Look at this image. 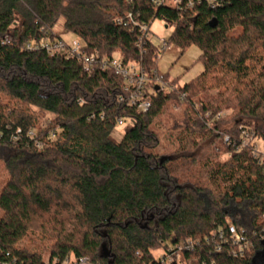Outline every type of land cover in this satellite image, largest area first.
Listing matches in <instances>:
<instances>
[{"label": "trees", "instance_id": "trees-1", "mask_svg": "<svg viewBox=\"0 0 264 264\" xmlns=\"http://www.w3.org/2000/svg\"><path fill=\"white\" fill-rule=\"evenodd\" d=\"M61 19L88 53L120 54L174 90L142 114L119 101L113 71L24 49L61 39ZM156 19L181 55L201 52L203 72L184 86L160 72L156 45L137 47L136 25ZM15 23L0 43V264H46V242L57 264H166L158 249L168 264H264V157L243 142L245 131L264 141V0H0V38ZM169 106L179 115L162 136ZM164 140L172 151H158ZM235 205L250 212L252 243L237 257Z\"/></svg>", "mask_w": 264, "mask_h": 264}, {"label": "built area", "instance_id": "built-area-1", "mask_svg": "<svg viewBox=\"0 0 264 264\" xmlns=\"http://www.w3.org/2000/svg\"><path fill=\"white\" fill-rule=\"evenodd\" d=\"M164 1V0H163ZM158 2V1H157ZM175 5H180L181 0H173ZM130 19L131 15L128 16ZM19 23L13 24L9 34H6L4 37L0 38V43L5 46H10L12 44V33L18 29ZM139 28L140 36L138 39L137 47L143 50L146 42H152L151 39V28L148 25H136ZM153 43V42H152ZM154 44V43H153ZM155 45V44H154ZM159 52H165L169 50L171 46L168 45L167 40L161 41L160 44L156 45ZM85 45L80 39L73 40L71 43L64 41L63 39L55 38L53 40H41V41H32L27 43L24 46V49L27 51H45L50 56L59 55L65 58L66 60H77L84 72L92 73L95 70L99 69L102 71H113L117 76L121 77L124 80V94L119 97L120 102H125L129 108H136V110L142 114H147L152 108V99L155 98L158 91L167 93L174 90V86L165 80L162 75L156 76L154 79L149 78L145 74L139 64L126 60L123 56H113V57H101L97 52L88 53L84 50ZM161 54L155 56V59L159 60ZM224 114H219L223 116ZM124 125V121H118V126ZM32 133L30 136L32 137ZM244 144L252 142L254 146V155L256 157L263 156L264 152H260L255 144V139L253 136L244 132ZM225 141L228 142L229 138L226 137ZM264 219V216H263ZM220 237L224 236V230L220 229L218 231ZM228 234L233 244L235 245L237 251L234 255L244 256L246 250L252 247V243L249 239L248 230L241 227L237 228L233 223L228 225ZM169 257V256H168ZM166 262V258L164 259ZM170 262V259L166 264ZM58 262L50 263L49 261L46 264H57ZM61 264H88L87 259L76 260H66Z\"/></svg>", "mask_w": 264, "mask_h": 264}, {"label": "rangeland", "instance_id": "rangeland-1", "mask_svg": "<svg viewBox=\"0 0 264 264\" xmlns=\"http://www.w3.org/2000/svg\"><path fill=\"white\" fill-rule=\"evenodd\" d=\"M53 33L57 36H59L64 41L71 43L73 40H76L77 37L73 34L69 33L65 27H64V20L61 19L53 29ZM173 29L172 28H166V25L164 22L160 19H156L153 24L151 25V39L152 42L157 45L160 44L163 40H168V38L172 35ZM200 50L197 47H191L188 49L183 55H181V52L174 46H171L169 50H166L159 58L158 60V67L160 72L163 74H168L169 77L173 80L178 79L181 86H184L188 83H190L192 80H194L196 77H198L203 72V65L201 62H199L200 57ZM120 54H117L115 56H118ZM215 93V92H214ZM179 115V110H176L173 106H169L168 111L163 114L162 117L157 118L155 121L160 122L161 126L165 129H160V135L168 136L169 134V128H171L174 125V117L176 115ZM231 114V111H226L224 113V116ZM50 116L46 117L44 120H41V124L45 125L46 120H48ZM43 127V126H42ZM126 126L122 125L117 127L115 132L113 133V138L116 140V142H120L124 136ZM255 144L260 152H264V141L260 139L255 140ZM169 151H172L173 148L168 146V143L166 140H164L162 148H160L158 151L160 153L165 152L166 149ZM2 165L0 163V187L3 186V180L5 178V175L3 172H1ZM232 214L236 218V220H239L241 222H244L245 225H243V228L247 229L249 226L247 220L249 218L250 212L244 208V207H238V206H232ZM1 213V212H0ZM232 223V221H231ZM26 243V242H25ZM25 243H23L25 245ZM40 242H35V244ZM27 246H31L28 245ZM45 244V250H47L44 253V258L47 260L50 257V250H51V243L46 242L43 243V246ZM167 247L169 248L170 245L167 244ZM155 256L157 258H166V262L169 261L170 257H168V254L163 249H158L154 252ZM167 255V257H165ZM55 262V260H54ZM57 262V261H56Z\"/></svg>", "mask_w": 264, "mask_h": 264}, {"label": "water", "instance_id": "water-1", "mask_svg": "<svg viewBox=\"0 0 264 264\" xmlns=\"http://www.w3.org/2000/svg\"><path fill=\"white\" fill-rule=\"evenodd\" d=\"M166 28H168V27L166 26ZM253 264H257V262L254 260V261H253Z\"/></svg>", "mask_w": 264, "mask_h": 264}]
</instances>
